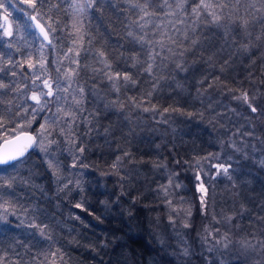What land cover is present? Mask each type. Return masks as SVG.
<instances>
[{
	"label": "trees",
	"instance_id": "16d2710c",
	"mask_svg": "<svg viewBox=\"0 0 264 264\" xmlns=\"http://www.w3.org/2000/svg\"><path fill=\"white\" fill-rule=\"evenodd\" d=\"M198 2L189 0L183 11L175 7L176 0H168L171 8L164 0L150 3L147 10L153 15L145 19L189 16L192 21L185 36L163 42L173 49L174 59L160 57L150 75L143 71L151 63L148 44L130 42L127 36L129 30L137 34L132 22L142 15L129 0H97L82 12V24L76 30L71 0H35L31 11L40 13L58 48L65 50L81 36L89 50L106 53L112 72H128L136 84L116 92L105 78L97 81L92 75L91 80L81 71L83 81L88 80L79 113L83 120L70 143L60 142V152L53 149L61 154V173L54 172L59 163L53 167L38 147L23 163L0 166L11 182L9 196L18 214L34 220L28 224L20 217V222L9 218L0 223V264H174L169 257H159L163 253L152 236L153 226H163L166 218L158 193L167 179L166 168L184 178L196 194L190 177L196 163L219 152L223 153L219 160L232 163L223 159L233 150L232 141L242 146L241 137L254 136L264 154V2L255 3V8L249 0L206 2L222 17L219 23L212 22L207 11L195 18L191 7ZM243 20L249 22L246 28ZM18 21L20 25L29 22L24 16ZM30 37L25 46L6 45L0 37V82L7 85L0 88V116L10 136L18 126L29 81L27 61L33 62L36 54L27 50ZM193 39L199 40L195 46ZM133 54L140 60L135 68L130 60ZM245 91L256 113L242 100L233 99ZM246 132L253 135L248 137ZM250 146L244 149L250 152ZM233 156L244 171L237 176L246 178L247 191L241 186L240 192L244 201L236 204L248 210L240 223L247 228H241L245 236L260 229L264 221V166L251 154L249 159L243 152ZM2 183L4 179L0 187ZM203 221L196 206L189 229L193 236Z\"/></svg>",
	"mask_w": 264,
	"mask_h": 264
},
{
	"label": "rangeland",
	"instance_id": "374dc122",
	"mask_svg": "<svg viewBox=\"0 0 264 264\" xmlns=\"http://www.w3.org/2000/svg\"><path fill=\"white\" fill-rule=\"evenodd\" d=\"M208 1L212 2V0H205V2ZM249 1L251 2L250 4L253 3L254 5L255 3L257 5H262L264 2V0ZM7 2H3L4 6L0 7V25L3 26L0 27V37L6 45L10 43L13 44V42H15L16 45L21 44L25 46L26 42H28V40L25 39L31 35L33 37H30V40H32L33 44L31 42V45H29L27 50L29 53L32 49L36 52L32 62L34 66L29 68V81L27 82V86L23 92L24 99L21 103L22 111L19 116L18 126L24 125L25 127L23 130L34 131L37 135L38 142L43 140L44 147L47 149V151H44L47 161L49 163L53 162V167L55 166V162L59 163V166L55 168L56 170H54V172L61 173L62 167L60 164L62 157H60L61 154L59 156L55 153L59 149L57 145H61L60 142H62L63 145L70 143V138L74 135L76 125H79L80 121L83 120L79 113H81L84 108L83 102L85 101L86 94L88 92L86 87L88 80H84L85 82L83 81L81 78V71H83V76H85V78L89 75L91 80L92 75H95L94 78H97V81L105 78V81L109 84V86L111 85V81H109L104 75V71H107V69H105L104 65L100 63L101 58L98 53L93 49L89 50L85 46L83 37L78 36L71 40L69 47L62 50L57 47L53 31L47 27L48 25L42 19L39 12H32L31 10L33 7H30L24 2V0H10V5H8ZM71 3H73L74 9L72 26H74V29L76 30L80 24H82L83 20L82 12L78 10V5L85 3V0H71ZM5 9H7V22H5L4 19ZM31 14H35L42 22L45 23L50 34L51 43H46V41L35 31L30 20ZM22 15L29 21L26 25H20L21 23L18 21L19 17H23ZM177 18V16H174L173 19L170 20L147 18L144 21H140V23L150 21L143 32L137 28V34L144 35L147 33L145 39L152 41V44H148L147 47L150 50L149 53L155 56V60H151L153 67L156 66V62H158L160 57H164L165 59H174L173 49L170 45H168V43L163 44V42H169V37L170 39L175 38L173 41H176L180 36H185L189 31L190 25H192V21L189 20V16ZM181 21L183 22L181 23ZM7 27H11L13 32L12 36L4 34V28ZM161 41L162 44L160 43ZM70 49L72 51H69ZM77 51L80 53L79 56H76ZM157 53L159 54L157 55ZM73 60H78L79 66L73 63ZM41 64H43V67H41ZM57 69H59V71H57ZM69 69H76L78 71V75L73 78L72 87L67 93L63 91L59 92L60 99L58 101L54 100L49 106L51 111L46 109L44 112H40L37 115L36 120L32 122L31 126L27 127V121L31 119L32 113L30 108L27 114H25L23 109L28 107L29 104H34V102L27 100V96H30L32 91H39L40 89L47 91V89L43 88L42 83L45 79H48L50 83L59 80L62 86H66L67 81L64 73ZM37 77H39V79H37ZM78 86H82L84 88L85 91L83 96H81L77 90ZM55 87L56 85L53 83V88L55 89ZM110 88L113 90L112 86H110ZM73 97L77 100H81V104L77 105ZM49 99L51 100L53 98ZM57 106L62 107L64 111L71 112L74 119L72 117H65L63 112L57 114L59 117L58 119L54 117L53 113H55ZM39 116H42V118L38 120ZM54 119L55 123H53ZM45 121H47V131H44L41 134L40 124L45 123ZM238 135L240 137L242 136L241 131L238 132ZM251 138H253V140ZM251 138L245 140L241 137L240 141L242 142V146L239 147L244 148L246 142L247 145H255L256 148L259 149L257 143H255L254 136ZM76 143L77 142L74 141L73 145H76ZM251 146L250 152L245 149L244 151L251 154L253 159H257L259 164V160L264 159V154L261 153V150L253 153ZM58 151L60 152V149ZM234 153L237 152L234 150L228 151L227 155L225 154L226 156H224L225 158H223L228 159L231 157L233 160L232 163L219 160L222 159V152H219V155L215 157H207L196 163L197 168L190 176L194 180L193 184L196 194L193 193L192 189L190 190V187L185 182L184 178L179 177L177 172H173L166 168L165 175L167 179L161 183L160 188L158 189V193L163 199L162 203L165 207L164 211L166 212V218L164 220L162 219V221H164L163 226L159 225L158 227L155 224L152 229V236L155 240H157L161 247L160 251L163 253L160 255L158 254L159 257H165L166 260L169 257L173 262H175L174 264H204L203 257L198 254L204 252L206 247L211 244H215L213 236L219 237L227 233V238L233 243L230 246L231 251L226 259H231L232 255L235 254L237 250L243 252L244 250L240 248V245L241 243H247L256 245L257 247L255 249L249 248L246 252H244L242 264H264V250H261L259 247L260 243L264 242V221L260 222V229L252 233L248 232V235L245 236L241 228H247L240 226V223L242 222V219L245 218L244 216L247 215L248 210H246L245 206H237L236 204L244 201L240 195L241 186L245 193L247 191V186L245 185L246 178L244 179L243 177L240 178L237 176L238 171H240V173H244V171L243 169H240L239 166L237 167L234 163L237 160L236 156H233ZM217 164H231V168L229 169V173L232 175L231 180L224 176L222 172L219 175L217 174L218 170L215 167ZM0 177H2L4 181L8 178L7 175L4 174V170H0ZM169 181H171V183H169ZM201 184H203V187L207 190L206 192H202L200 190ZM1 186L0 205L2 206H0V216L5 217V219H0V223H5L9 218L18 219L20 217L24 218L28 224L33 223L34 220L26 216L25 213L18 214L19 212L16 210L18 209V206H16V204L11 200L8 186L5 183H2ZM249 196L250 194L248 197ZM201 197L204 198V205L201 204ZM196 206L203 214L204 221L200 229L195 232L196 235L193 236L189 230L190 227L184 228L182 225L183 223H189L191 226V220ZM213 215L221 221L219 224L213 220ZM229 216L233 217L231 223H228L226 220ZM170 217L174 218V225L170 221ZM260 219L262 218H259V220ZM20 221L21 219H18V222ZM206 226L210 232H213V236H208V233L205 232ZM216 228L220 229L219 233L214 232V229ZM177 233H180V235H177ZM200 236H208L209 244H203L200 241ZM185 239L187 240V244L184 242ZM162 240L164 241L163 244L161 243ZM223 242L224 241L222 240L221 244H223ZM182 246H190V252L195 253V255L190 258L180 255ZM205 255L210 254L205 252Z\"/></svg>",
	"mask_w": 264,
	"mask_h": 264
},
{
	"label": "snow or ice",
	"instance_id": "6c2138e0",
	"mask_svg": "<svg viewBox=\"0 0 264 264\" xmlns=\"http://www.w3.org/2000/svg\"><path fill=\"white\" fill-rule=\"evenodd\" d=\"M24 2L27 3L30 7L35 8L36 6L35 0H24ZM129 2L131 3V7L133 9H138L139 12L142 13V15L139 16V19L137 21H133L132 23L136 25V27H138L143 32L147 24L150 23V21H146L145 23H140V21H144L145 17H149L153 15V13H150L147 10L150 6V3H152V0H143V3H141L140 0H135V2H132V0H129ZM96 3H97V0H85V3H81L78 5V10L83 12L86 7L91 8ZM164 3L169 8L172 7V5L168 4V0H164ZM188 3H189V0H176L175 7L183 11L185 8V5ZM237 3H239V0H237ZM3 6H4L3 0H0V7H3ZM153 6L155 5L153 4ZM213 7H214L213 4L206 3L205 0H199L198 3H194V6L191 7V13L193 14L195 18L199 19V17L201 16V13L207 11L208 15L211 16L212 18V22L219 23L222 17L216 14L214 11H212ZM250 7L255 8V5L254 4L250 5ZM256 11L258 12L260 11V9H256ZM172 15H175V13L173 12ZM4 19H5V22H7V9H5ZM31 19L35 20L36 17L32 16ZM261 20L264 21V17H262ZM182 22L183 21H181V23ZM248 23H249L248 20H243L242 26L246 28ZM0 27H3V26L0 25ZM37 27L40 28V31L43 34L44 39L48 40V33L45 31V29L39 24H37ZM4 34L7 36H12L13 32L11 30V27L4 28ZM146 35L147 33H145L144 35H138L131 30L127 32V36L131 37L130 42L141 44V46H143L144 44H152L151 40L145 39ZM257 39H260V37H257ZM49 43H51V41H49ZM160 43L162 44V41ZM197 43H199L198 39H193L191 41V44L193 46H195ZM243 47L245 51H247V45H244ZM69 51H72V50L70 49ZM79 54H80L79 51H77L76 56H79ZM158 54L159 53H157V55ZM98 55L101 58L100 63L104 65L105 69H107V71H104V75L107 77L109 81H111V86L114 91L119 92L121 89V86L127 87L129 86V83L131 85L136 84V80H134L132 75L129 74L128 72H124L122 75L119 71H116V72L111 71V62L108 60L106 53L104 51H98ZM181 55H183V53H181ZM149 59L154 61L155 56L149 53ZM130 60L132 61L131 66L133 68H135L137 64L140 63L139 57L136 54H133L130 57ZM27 63L29 67L34 66L31 60L27 61ZM73 63L79 66L78 60H73ZM41 67H43V64H41ZM176 67L179 68L181 71H186V69L182 68L180 64H177ZM57 71H59V69H57ZM143 71L151 75L153 72V64L148 63L147 67H145ZM76 75H78V71L76 69H69L67 72L64 73L65 79L67 81L66 86H62L59 80L50 83L48 79H45L43 80L42 83H43V88L47 89V91L40 89L39 91H32L31 95L27 96V100L34 102V104H29L28 107L23 109L25 114L28 113L29 108L31 109V113H32L31 119L27 121V125H26L27 127L31 126L32 122L36 120V117L40 112H44L46 109L48 111H51V108L49 106L53 103L54 100L58 101L60 99L59 92L63 91L67 93L69 91V89L72 87V84H73V78ZM37 79H39V77H37ZM53 83H55L56 85L55 89L53 88ZM5 87H7V85L0 82V88H5ZM77 90L79 91L81 96H83V93L85 91L84 88L82 86H78ZM149 95H151V93H149ZM49 98H53V99L50 100ZM73 99L77 105H80L82 102L81 100L75 99V97H73ZM233 99L242 100L249 107L252 113H256L258 111L257 107L253 106V104L250 102L249 95L246 91L243 92L240 96L233 97ZM137 107H139V105H137ZM172 110L179 111V109H172ZM144 111H149V109L145 108ZM164 111L168 112L169 109L165 108ZM233 111L235 110L233 109ZM61 112L64 113L65 117H72L74 119V116L71 112L64 111L63 108L60 106L56 107V111L55 113H53V116L58 119L59 117L57 116V114ZM189 115L191 114L189 113ZM53 123H55V119L53 120ZM46 124H47V121H45V123L43 124H40L41 134L44 131H47ZM24 127H25L24 125H19L15 128H12L11 132L13 134L10 136L8 134V130L5 128L4 117L0 116V129H4L3 132H0V140L3 141V149L0 150V166H9V165L15 166L16 163H23L22 158L25 156V153L28 151V149L34 146L39 147L42 151H47V149L44 147L43 140H40L38 142L36 136L31 135L27 131L23 130ZM244 135L252 136L253 133L246 132L244 133ZM261 143L264 144V140H262ZM229 146L233 148V150L237 153L243 152L245 159L250 158L248 152L244 151V148L248 147L247 144H245L244 148H242V147L237 146L235 141H232ZM251 147H252L253 153H255L256 151H260V149H257L255 145H252ZM80 151L82 152L83 148H81ZM125 155H128V153H125ZM117 159L119 160L120 158L118 157ZM229 159H231V157H229ZM259 164L261 166H264V159H260ZM115 166L116 165L114 164L113 167ZM215 167L218 170L217 171L218 175L222 172L223 175L226 176L229 180L232 179V175L229 173L231 164H228V165L217 164L215 165ZM0 179H3V178L0 177ZM4 183L8 187H11L10 181H4ZM169 183H171V181H169ZM200 190L202 192L207 191L203 187V184H201ZM201 204L202 205L205 204L203 197H201ZM77 207H80V205L78 204ZM189 215H190V212H189ZM0 219H5V217L0 216ZM232 219H233L232 216H229L226 218L228 223H231ZM213 220H215L217 224L221 222L219 219L216 218L215 215H213ZM170 221L173 223V225L175 224L174 218L170 217ZM182 226L184 228H189L190 224L183 223ZM205 232L208 233V236H213V232H210L207 226L205 227ZM214 232L219 233L220 229L216 228L214 229ZM41 234H43V230L41 231ZM177 235H180V233H177ZM208 236H200V241L205 245L209 244ZM213 239L215 240V244H211L210 246L206 247L204 252H201L198 254L203 257L204 264H242L244 252H246L249 248L255 249L257 247L256 245L241 243L240 248L243 249L244 251L241 252L237 250V252L232 255L231 259H226L229 252L231 251L230 246L232 245L233 242L227 238V233L219 237L213 236ZM222 240L224 241L223 244H221ZM184 242L185 244H187L186 239ZM161 243L163 244L164 241L162 240ZM259 247L261 250H264V242H261ZM189 248L190 246H182V251L180 255L184 257H189V258L195 255V253L190 252ZM205 252L210 255H205Z\"/></svg>",
	"mask_w": 264,
	"mask_h": 264
},
{
	"label": "water",
	"instance_id": "95a60500",
	"mask_svg": "<svg viewBox=\"0 0 264 264\" xmlns=\"http://www.w3.org/2000/svg\"><path fill=\"white\" fill-rule=\"evenodd\" d=\"M32 16H35L36 17V19L35 20H33V19H31V17ZM30 20H31V23H32V25H33V27H34V29H35V31L39 34V36L41 37V38H43L44 39V36H43V34L41 33V31H40V28L39 27H37V24H39L40 26H42L44 29H45V31L48 33V40H45L46 41V43H48L49 44V41H51V38H50V34H49V31H48V28L46 27V25L35 15V14H31L30 15ZM25 131H27L29 134H31V135H34V136H36L37 137V135H36V133L34 132V131H32V130H25ZM3 149V141H1L0 142V150H2ZM35 149V146L34 147H32V148H30V149H28V151L25 153V156L24 157H26L32 150H34ZM23 157V158H24ZM22 158V159H23Z\"/></svg>",
	"mask_w": 264,
	"mask_h": 264
}]
</instances>
